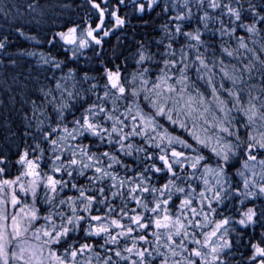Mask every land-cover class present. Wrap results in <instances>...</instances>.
<instances>
[{"label":"snow or ice","instance_id":"obj_1","mask_svg":"<svg viewBox=\"0 0 264 264\" xmlns=\"http://www.w3.org/2000/svg\"><path fill=\"white\" fill-rule=\"evenodd\" d=\"M87 3L94 19L66 23L48 40L73 60L88 50L99 56L104 38L129 22L122 12L129 0ZM157 8L167 17L161 38L155 50L138 44L135 70L101 62L99 78L84 71L77 80L69 68L54 89H40L41 103L31 101L35 130L26 116L19 174L0 179V264H153L157 257L159 264H233V232L245 249L242 264H264V58L237 36L238 29L259 36L264 52V0H131L133 15ZM0 12L7 19L8 10ZM211 23L219 27L205 39L201 26ZM240 49L252 58L230 73L223 57ZM42 59L55 70L67 66ZM253 70L258 92L245 81ZM7 163L0 150V174ZM122 238L131 246L121 247Z\"/></svg>","mask_w":264,"mask_h":264},{"label":"trees","instance_id":"obj_2","mask_svg":"<svg viewBox=\"0 0 264 264\" xmlns=\"http://www.w3.org/2000/svg\"><path fill=\"white\" fill-rule=\"evenodd\" d=\"M167 2L181 3L182 0H167ZM253 2L259 4L261 0H253ZM194 3L195 0H193ZM29 4L33 5L35 10L29 8ZM0 8L8 10L7 19L3 12H0V40H3L5 37L8 38L7 48L0 50V150L5 151L9 158V163L5 165L6 172L0 174V179H14L20 171L19 165L15 164L17 158L15 155L17 151L16 145L21 143L20 138L25 131L26 116L33 123L32 131L35 130L36 121L32 115L31 101L36 100L39 104L44 100L40 89H54L55 81L64 76L69 68L77 70V80L82 77L84 71H87L89 76H97L99 78L96 70L103 66L101 62L120 64L127 69V72H132L137 67L135 65V58L138 44L143 42L147 47L155 50L154 42L161 38L159 26L165 22L167 17L165 15H158L161 11L160 8L151 12L146 11L144 14L133 15L131 0H129L128 7L122 8V12L128 14V24L123 29H117L111 35L104 38L103 46L96 48V52L100 55L96 56L91 50H88L84 55L73 60L70 50L66 51L60 44L52 47L48 43V40L54 31L62 28L66 23H80L83 20H88L90 16L94 19L95 14L89 11L87 0H0ZM193 12L196 13V17L200 15V13L196 12L195 7H193ZM170 15H175V13L172 12ZM196 17L191 22L193 26L197 24ZM224 19L225 23H227L228 18L225 17ZM218 27V23H211L208 30H204L201 26V31L205 33L204 38L208 39L211 36V30ZM17 29L22 30L25 35L21 36ZM237 36H244L248 47L255 48L257 54L264 58V52H260L259 50V36L249 38L243 29H238ZM25 37H36V40L26 39ZM215 39L218 44L220 40L219 35ZM253 39L257 40V44L254 45L252 43ZM224 40L231 49L238 48L235 39L229 40L227 37H224ZM174 47L177 48V56H179V45H174ZM203 50L201 48L202 52ZM185 51L189 50L185 49ZM29 53H34V55H30ZM52 57H55L57 61H67V66L62 70H55L51 64L43 63L42 58L51 59ZM250 58H252V53L243 49L239 50L235 58L223 57L230 73L232 72V65H235L237 69H241ZM218 70L219 66L216 71L218 72ZM192 71L194 72V68ZM248 75V73H245V81L249 85H256L255 91L258 92L260 73L253 70L251 80L248 79ZM216 79H220L219 75ZM99 82L101 88H98L96 91L102 97L103 80L101 79ZM71 83L69 82V85ZM91 83H95V81L77 84V89L81 87L87 89ZM91 98L96 99V96L92 95ZM121 111H123V108H121ZM76 114L79 115V113ZM71 118V115H69V121ZM13 133H15V136L12 135ZM123 159L129 164L132 163L131 158L124 157ZM105 164H107V161H105ZM114 171L118 172L121 176L125 174L124 170L119 166H116ZM91 174V172L88 173V175ZM128 175H131V173H128ZM115 203L119 204V200ZM256 206L259 208V200L256 201ZM133 207H135V204L130 202L129 208ZM255 230L257 233L260 231L259 224L256 225ZM248 231L251 232L252 229L250 228ZM197 233H199V230H197ZM230 238L234 244L233 256L231 257L233 264H242L244 258L240 253L245 251L243 244L237 243L239 237L235 232L231 233ZM148 240L152 244H155V239L151 235L148 236ZM165 242V240H161V244ZM177 242H179L178 238ZM123 243L131 246V239L129 238L127 241H124L122 238L121 247ZM143 246L149 247V245ZM149 250H152L151 247H149ZM163 250L161 248V251ZM184 255H187V253H184ZM159 259L157 257L153 264H159Z\"/></svg>","mask_w":264,"mask_h":264}]
</instances>
